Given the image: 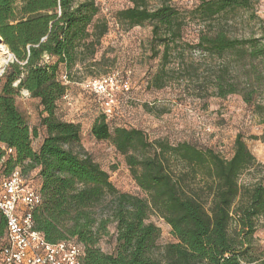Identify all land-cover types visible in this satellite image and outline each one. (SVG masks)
<instances>
[{
    "label": "trees",
    "instance_id": "16d2710c",
    "mask_svg": "<svg viewBox=\"0 0 264 264\" xmlns=\"http://www.w3.org/2000/svg\"><path fill=\"white\" fill-rule=\"evenodd\" d=\"M148 1L130 0L131 6L117 11L116 19L127 28L148 23L152 56L162 47L164 62L172 46L182 43L219 59L221 66L209 76L210 95L241 94L238 78L247 66V90L241 95L251 101L253 83L258 82L254 61H264V34L230 36L219 18L224 16L225 23L228 14L249 10L253 0H198L185 12L170 0L153 8ZM98 13L95 0H0V37L14 55L0 76V144L12 149L7 154L0 149V174L18 168L39 192L41 203L32 211L34 229L50 243H81V264H264V257L248 256L256 219L264 216V186L238 182L258 165L240 135L232 155L224 158L189 142H151L138 129L111 131L103 112L90 133L95 140H111L125 156L143 197L117 190L107 172L78 150L80 125L57 117L56 103L67 89L66 70L91 58L109 30ZM189 21L197 23L193 44L183 42ZM164 80L160 70L153 86L162 88ZM22 90L41 107L39 123L46 134L37 150L31 146L36 128L29 127L15 105ZM33 170L37 184L29 176ZM151 213L170 226L174 242L158 247L159 229L146 221ZM110 223L115 225V247L108 253L98 243ZM5 235L6 219L0 212V261Z\"/></svg>",
    "mask_w": 264,
    "mask_h": 264
},
{
    "label": "rangeland",
    "instance_id": "374dc122",
    "mask_svg": "<svg viewBox=\"0 0 264 264\" xmlns=\"http://www.w3.org/2000/svg\"><path fill=\"white\" fill-rule=\"evenodd\" d=\"M159 1L149 0V8L156 7ZM95 2L99 7L98 17L108 21L109 30L100 39L91 58L66 70L67 89L56 103L57 117L80 125L78 150L87 152L107 172L117 190L145 196L133 180L125 156L116 150L112 141L95 140L90 133L95 119L109 108L110 111L105 112L111 131L115 127L138 129L151 142H189L199 148H211L224 158L232 155L234 140L240 135L258 165L244 172L238 182L242 186L257 182L264 186V61H254L258 82L253 83L249 103L241 95L247 90L244 85V76L249 73L247 66L238 78L241 94L210 95L209 76L221 66L219 59L203 55L188 45L183 46L184 43L172 46L165 62L161 57L162 47L153 57L151 26L145 23L127 28L115 17L117 11L131 6L130 0ZM170 3L185 12L195 7L198 0H170ZM219 22L223 27L225 25L230 36L262 38L264 0H253L249 10L228 14L225 23L224 16ZM196 24L192 21L187 24L183 34L186 44L197 41ZM160 70L164 73L165 83L162 88H155L152 80ZM60 71L63 72V68ZM107 76L114 82L109 89L110 96L95 93L93 81ZM110 98L112 102H108ZM14 100L29 127L36 128L37 136L32 138L31 146L37 150L46 134L39 123L41 107L38 99L22 92ZM106 102L110 106L105 107ZM29 176L34 184L38 183L37 170L31 171ZM146 221L159 229V248L175 241L170 226L161 217L151 213ZM98 246L104 252L114 251V223L108 225V234L100 239ZM248 256L254 259L264 257V216L256 219Z\"/></svg>",
    "mask_w": 264,
    "mask_h": 264
},
{
    "label": "built area",
    "instance_id": "2783aa9c",
    "mask_svg": "<svg viewBox=\"0 0 264 264\" xmlns=\"http://www.w3.org/2000/svg\"><path fill=\"white\" fill-rule=\"evenodd\" d=\"M113 84V78L109 76L94 80L93 91L110 96L109 89ZM22 92L29 95L26 90ZM109 101L112 102V99ZM108 102L105 107L110 106ZM105 111L109 112L110 109L105 108ZM0 149L6 154L12 152L3 144H0ZM3 159L4 156L1 161ZM40 203L39 192L18 168L7 176L0 174V212L6 219V244L1 251L0 264H81L84 250L81 243L74 239L50 243L34 229L32 211Z\"/></svg>",
    "mask_w": 264,
    "mask_h": 264
},
{
    "label": "bare ground",
    "instance_id": "6f19581e",
    "mask_svg": "<svg viewBox=\"0 0 264 264\" xmlns=\"http://www.w3.org/2000/svg\"><path fill=\"white\" fill-rule=\"evenodd\" d=\"M13 59L14 57L12 53L9 51L8 47L1 41L0 37V71L6 63Z\"/></svg>",
    "mask_w": 264,
    "mask_h": 264
},
{
    "label": "water",
    "instance_id": "95a60500",
    "mask_svg": "<svg viewBox=\"0 0 264 264\" xmlns=\"http://www.w3.org/2000/svg\"><path fill=\"white\" fill-rule=\"evenodd\" d=\"M1 41L3 42V40H2V38H1ZM13 55V54H12ZM13 57H14V55H13ZM12 61V60H11Z\"/></svg>",
    "mask_w": 264,
    "mask_h": 264
}]
</instances>
